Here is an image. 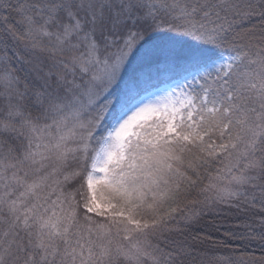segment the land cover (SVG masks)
<instances>
[{
	"label": "snow or ice",
	"instance_id": "obj_1",
	"mask_svg": "<svg viewBox=\"0 0 264 264\" xmlns=\"http://www.w3.org/2000/svg\"><path fill=\"white\" fill-rule=\"evenodd\" d=\"M0 264H264V0H0Z\"/></svg>",
	"mask_w": 264,
	"mask_h": 264
},
{
	"label": "trees",
	"instance_id": "obj_2",
	"mask_svg": "<svg viewBox=\"0 0 264 264\" xmlns=\"http://www.w3.org/2000/svg\"><path fill=\"white\" fill-rule=\"evenodd\" d=\"M254 219L251 213L223 208L218 215H204L193 221L187 226L186 233L207 238L201 250L207 252L209 257L227 255V248L233 242L225 234L228 232H243L245 230L243 226L253 222Z\"/></svg>",
	"mask_w": 264,
	"mask_h": 264
}]
</instances>
